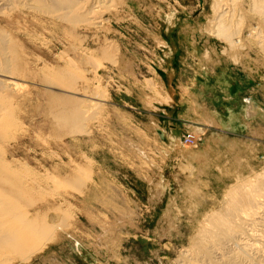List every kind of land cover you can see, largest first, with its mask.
<instances>
[{
	"label": "rangeland",
	"instance_id": "obj_1",
	"mask_svg": "<svg viewBox=\"0 0 264 264\" xmlns=\"http://www.w3.org/2000/svg\"><path fill=\"white\" fill-rule=\"evenodd\" d=\"M25 2L0 9V70L13 47L22 69L7 71L16 92L0 91V158L24 167L37 185L30 211L55 225L12 264H264V16L254 0H102L94 22L75 28ZM217 17L241 46L216 36ZM55 93L83 103L80 131L54 125ZM89 101L100 103L93 114ZM237 189L260 194L244 206L250 218L232 220L243 239L205 241Z\"/></svg>",
	"mask_w": 264,
	"mask_h": 264
},
{
	"label": "bare ground",
	"instance_id": "obj_2",
	"mask_svg": "<svg viewBox=\"0 0 264 264\" xmlns=\"http://www.w3.org/2000/svg\"><path fill=\"white\" fill-rule=\"evenodd\" d=\"M25 1H26L25 2L26 4L29 3V6L33 11H35L37 13H42V14L44 13L45 15L48 14V15H50L51 18L53 17L56 20H60L62 22H65L66 24H69L71 28H75L79 24L85 23V25L88 24L90 26V24L92 22H94L93 21L94 18L91 17V14H93V13L96 14V12H97V9L95 11L96 5H99V3L102 0H100V1L97 0V2L93 3L92 6L90 5V3L78 4L77 3L78 0H25ZM8 2H9V0H0V9H3L5 6L10 5V4H8ZM11 2L13 3L14 0L13 1L11 0ZM17 2H19V1H17ZM106 2H108V1H106ZM112 2H113V0H112ZM81 3H82V1H81ZM104 4H105V2H104ZM11 5L14 6V4H11ZM19 6H21V5H19ZM253 6H254L253 9H256L257 13H260L259 15L264 16V0H254ZM23 8H24V6H23ZM13 9H16V8H13ZM91 9H94V10H91ZM17 11H19V10H17ZM98 12H97V14H98ZM222 14L224 15V13H222ZM222 14L219 18L220 20L223 16ZM96 19L98 20L99 18H95V20ZM217 19H218V17H217ZM219 19L217 20L219 23L216 21L218 23V24L216 23L217 24V27H216L217 31H215V32L218 33V34L216 33V36L218 38L224 40L230 47L235 48V46H239L241 44V41L235 36L237 33H234V31L232 32V30L230 29V22L226 23L224 20L220 21ZM230 19H229V21H230ZM99 22L100 21H97L95 23H99ZM241 26H242V24H241ZM1 30L4 31L3 29H1ZM256 31H257V29H256ZM253 32H255V30H253ZM4 34H5V32H4ZM251 35H253V34H251ZM256 36H258V34ZM7 37H8V35H7ZM0 38L3 39L4 37L2 36ZM5 39H6V35H5ZM6 40H8V39H6ZM6 40L5 41L2 40V41L8 42ZM9 41H10V38H9ZM12 42H13V40H12ZM6 47L9 48V46H6ZM13 48L10 49L11 50L10 56H12V54L14 52L13 56L8 58L9 60L6 57L7 60L5 59V62L3 60L4 64L7 67L4 69V71L0 70V91H2L3 89H4L3 91L7 90V92L8 91H10V92L15 91L14 88L16 87L17 84H14L15 82H12L13 79H12V81L9 80L14 75L10 76V77L7 76V75H9L8 72H10V71H8L9 66L12 65V73H14L15 75H18V74H20V72H22V69L20 67L21 64L19 63L20 62L19 57L15 53V50ZM75 50H76V48H75ZM6 51H8V50H6ZM4 54H6V52ZM7 55H9V54H7ZM4 58H5V55H4ZM89 62H90V60H89ZM66 66L68 67V65H66ZM72 66L70 65L71 70H73L72 68L74 67V66L73 67ZM62 73H63L62 75L66 74V73H67L66 75H68V72L64 71ZM69 74H71V73H69ZM72 77H74V76L72 75ZM2 78H4V79H2ZM63 79H62V82H63ZM74 80H75V78H74ZM72 84H73V82H72ZM3 91H2V93H3ZM7 94H9V93H7ZM61 94H63V93H61ZM5 96H7V95H5ZM11 96H13V95H11ZM73 97H72V99L67 100V99H64L63 97L56 95V93L48 96V106H49L48 109L50 110V113L52 114V116L54 118V121H55L54 125L59 127L62 130H64V129L69 130L70 133L80 131L81 123H84V121L87 120V118H85V116H86L85 112L86 111L83 109V105H82L83 103L79 104L77 102V100L74 101ZM8 98H9V96H8ZM79 101H80V99H79ZM167 101H169V100H167ZM2 103L3 102L0 101V142L4 138H6V135L9 131V130H6L7 123H6V121H4L3 115L1 114V113H3V114L5 113L4 112L5 107H4V104H2ZM98 104H100V103H98ZM98 104L93 102V101H89L88 102V108H86V109L94 110L91 113V114H93V112H95V110L97 109ZM247 109H248V112H247L248 117H250L251 114H254L252 106H250V104H249V107H247ZM6 112H7V109H6ZM53 118H51V119L53 120ZM84 128H86V127H84ZM12 162H10V163L5 162L3 158H0V264H12L13 261L14 262L15 261H19V262L27 261L35 252H37L39 250V248L41 247V244L44 245L46 242L49 241L50 238H52L53 226L55 225L54 223H52L53 224V226H52V224L50 225L47 222L48 218H47V216H45V214L44 215L41 214V216H38L36 214V212L34 213L33 211H30L31 208L33 207L32 196H33L34 186L36 184L32 178L28 177V172L24 169V167L22 165H21L22 167L19 165L16 166ZM80 175H81V172H80ZM262 176H264V175H262ZM78 180H80V179H78ZM75 181H73L74 185L77 183ZM249 185H250V183H249ZM251 186H252V183H251ZM38 187H36V188H38ZM253 188H255V183H254ZM254 191H256V190L254 189ZM257 191H259V189ZM248 193H252V192H250L249 189H243V190L237 189L236 191H234L232 193L231 197H233V199H234L233 201H236V202H233V201L231 202V206H229L230 210L226 214H219L214 219L212 218L213 220L210 223L211 224L210 227L207 228L206 235L202 234L205 236L204 237L205 241L207 240L208 242L210 241L209 243H211L212 241H216V240L221 242L223 240L233 239V237H236V236L239 238L240 237L242 238V236H243L242 230L241 229L239 230L238 226L233 225L232 220L235 219L234 217L239 212H240V214L241 213L244 214L243 217L246 215V218H247V216L249 214V213H247L249 207L247 208L244 206L251 203V202L256 201L255 198L258 197V195H260V194L257 195L256 192H254V194L257 195L256 197H254L252 194L250 195ZM261 193H262V191H261ZM261 196H262V194H261ZM251 205H252V203H251ZM252 207L253 206H251V208ZM255 208H256V206H255ZM251 210H253V208ZM59 213H61V212H59ZM254 214H256V213H254ZM256 215H258V214H256ZM63 216H65V213ZM250 216H252V214ZM61 217H60V219H61ZM252 217H254V215ZM65 218H67V217H65ZM52 219H54V218H52ZM63 220H64V218H63ZM244 220H245V217H244ZM54 221H56V220H54ZM59 223H60V221H59ZM59 226H60V224H59ZM55 227H57V225ZM262 239H264V238H262ZM202 244H203V242H202ZM215 244H217V243H215ZM202 247L204 248V251H205L206 246L205 247L202 246ZM248 250H250V249H248ZM259 251H261V250H259ZM207 254H208V250L206 251L205 255H207Z\"/></svg>",
	"mask_w": 264,
	"mask_h": 264
}]
</instances>
